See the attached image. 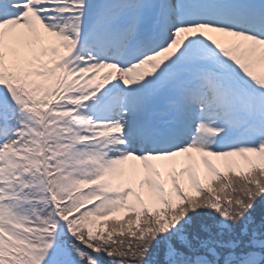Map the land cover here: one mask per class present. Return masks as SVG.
<instances>
[{
	"label": "snow or ice",
	"instance_id": "obj_1",
	"mask_svg": "<svg viewBox=\"0 0 264 264\" xmlns=\"http://www.w3.org/2000/svg\"><path fill=\"white\" fill-rule=\"evenodd\" d=\"M0 264H264V0H0Z\"/></svg>",
	"mask_w": 264,
	"mask_h": 264
}]
</instances>
